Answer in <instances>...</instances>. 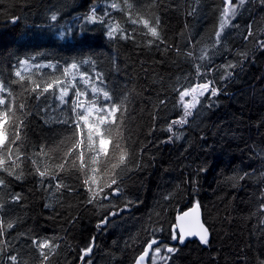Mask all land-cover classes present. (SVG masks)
Segmentation results:
<instances>
[{"label": "trees", "instance_id": "1", "mask_svg": "<svg viewBox=\"0 0 264 264\" xmlns=\"http://www.w3.org/2000/svg\"><path fill=\"white\" fill-rule=\"evenodd\" d=\"M132 2L138 9H146L150 0ZM220 2L156 0L151 11L160 18L166 43L151 48L145 46L147 38L140 32L134 34V40H109L99 24L87 25L91 31L80 43L55 38L18 39L21 35L51 36L60 26L87 13L92 5L102 13L107 0H4L0 4V78L9 81L16 103L25 105L24 114L17 113L24 120L18 143L22 151L38 160L37 153L43 147L48 155L41 166L55 176L45 180L49 186H41L40 178L29 174L32 165L27 161L23 179L5 175L8 188L0 191V199L2 192L5 201L9 193H19L23 198L19 204L8 205L3 213L6 222L16 221L13 229L5 227V239L12 244L10 251L19 252L28 264H40L31 238H51L59 247L47 264H80V249L94 238L92 264H133L145 241L155 235L179 249L169 264H257V257L264 256V217L257 214L259 195L264 191V51L255 47L254 39L246 42L241 35L252 23L256 35L264 38V6L258 0L249 3L251 9L241 12L245 7L233 21L238 27L226 28L221 46L212 49ZM193 8L195 14L188 15ZM53 12L58 13L55 27L49 19ZM112 15L126 29L134 27L124 23L121 13ZM12 16L19 19L13 23ZM202 49H208L214 68L227 60H239L237 52L247 51L250 58L230 81H221V73L212 72L209 78H216L217 86H224L226 94L214 98L217 103L212 108L207 107V97L202 98L189 123L176 126L173 135L167 131L168 124L181 115L175 90L194 79L195 61L186 52L199 55ZM32 55L41 62L59 60L61 64L92 58L116 98L128 94L127 111L116 114L118 127L112 136L132 154L131 163L140 162L139 168L129 171L120 165L119 151L111 149V159L96 165L95 184L90 173L72 158H67L62 170L57 167L73 144L71 128L57 122L63 110L56 108L55 116L51 113L59 101L49 94L37 99L39 92L30 91L32 85L27 81L29 90L20 83H10L8 65L17 57ZM58 76L59 71L45 68L33 79L39 82ZM67 99L71 103V92ZM162 100L165 103L161 104ZM49 102L54 105L48 106ZM244 173L250 175L240 179ZM113 179L117 184L109 187ZM86 180L89 184L84 183ZM57 183L66 187L57 189ZM90 185L92 192L88 191ZM117 186L121 188L118 197H111V203L102 199ZM93 195L95 202L88 203ZM196 202L209 228V244L198 240L178 244L171 239L172 226L178 214ZM113 205L124 210L107 226L98 228L108 211L114 210ZM151 229L162 231L152 233Z\"/></svg>", "mask_w": 264, "mask_h": 264}, {"label": "snow or ice", "instance_id": "2", "mask_svg": "<svg viewBox=\"0 0 264 264\" xmlns=\"http://www.w3.org/2000/svg\"><path fill=\"white\" fill-rule=\"evenodd\" d=\"M199 2V0H197ZM253 0H221L218 24L214 32V41L211 45L212 49H217L222 44V36L224 30L228 27L236 28V20L240 11L245 8ZM259 4L264 5V0H258ZM4 0H0L3 4ZM156 0H150L146 9H138L132 0H107L106 7L102 13H98L95 5L90 6L87 13L80 15L72 23L60 26L51 36L40 35H21L18 37L21 41L31 39H58L71 44L72 42L80 43L87 39V32L91 31L87 25L99 24L104 28V36L109 40H134L135 33L140 32L147 39L144 41L146 47L151 48L153 45L159 47L160 44L166 43L161 32V21L158 15H155L151 9L155 6ZM119 12L122 14L124 23L134 27L131 30L122 26L121 22L117 20L112 14ZM196 9L193 8L188 15H194ZM19 17L12 16L11 21L15 23ZM52 26L55 27V22L58 20V13L53 12L50 17ZM244 41L250 38L254 39L255 47L264 51V38H260L253 30V24L249 23L246 30L241 33ZM191 44L192 42L189 41ZM167 50V49H165ZM179 54V49H177ZM216 53L213 52V55ZM236 55L239 60H227L218 68L211 67V57L208 54V49H202L199 55L192 51H187L186 56L194 59V79L187 85L177 88L175 91L178 95L177 106L181 110V115L178 119L172 120L167 127V131L176 135L174 128L176 126L183 127L189 123V118L193 117L194 111L202 104V98L207 97V107L212 108L216 106L217 98L222 92H225V87L217 86L216 78H209L212 72L218 71L221 73L219 79L221 81H230L236 74V69L241 68L243 63L250 58V53L237 52ZM207 61L208 64L203 62ZM9 78L11 84L20 83L26 87L25 82L32 85L30 91L39 92V96L49 94L54 100L59 101L55 108L63 110L64 105H68V110L71 113L69 118L60 119L57 122L68 125L71 128V138L73 144L65 152V159L62 160L57 167L63 169L67 158H72L73 162L79 163V168L85 169L90 173L91 183L95 184V176L97 173L96 165L106 162L111 159L110 149L119 151V163L131 171L133 168H139L140 162L131 163L132 154L126 153L121 148L118 141H115L112 133L118 127L117 113L126 112L128 101V94L123 93L121 98L117 99L113 90L105 79L102 71L96 68V61L92 58L72 59L65 61L63 64L59 60L41 62L36 55L17 57L14 63L8 65ZM50 69L52 72H60V76L44 80L33 79V75L40 73L42 69ZM35 69L36 73L32 70ZM32 73V74H29ZM26 90L27 89L26 87ZM72 94V101L69 103V93ZM226 94V92H225ZM165 101H161V104ZM25 112L24 103H16L9 81L0 78V191L8 188L7 177H12L15 180H21L24 177V163L27 161L32 165L29 174L38 176L41 186L45 185V180L55 176L49 172L47 167H42V159L48 155L43 147L37 153L41 159L33 158L21 150V132L24 127V120L17 115H23ZM178 138V137H177ZM172 139V136L168 138ZM75 152L76 156L72 157ZM131 165V166H129ZM115 167V165H114ZM204 169H201L203 171ZM250 175L244 173L240 179ZM89 184V181H84ZM117 184V180H111V185ZM55 187L61 188L66 185L57 183ZM92 192L91 185L88 188ZM103 191V188H100ZM121 193V188L117 186L112 189L111 193H106L102 199L109 200L111 197ZM170 198L166 196L165 199ZM19 193H9L7 201L0 199V264H28L23 260L19 252H12V244L5 239L7 230L14 228L16 221L11 220L6 222L3 213L6 207L10 204H19L22 200ZM260 204L258 213L264 217V191L259 195ZM88 203L95 202V195L89 196ZM51 207V205H46ZM103 207V205H101ZM128 204L124 205L127 208ZM200 208L199 202H196L194 207L188 212H183L176 218V223L172 226L171 239L178 244H184L188 237L195 236L203 245L209 244V229L200 221L197 216L195 227H186L184 218L188 217L190 212H197ZM114 210L108 213L101 219L97 225L98 228L107 226L112 217L119 216L124 210L118 206L113 205ZM264 224V219L261 220ZM162 231V229H151L152 233ZM95 246L94 238L86 247L80 249L78 260L80 264H92L91 254ZM31 247L34 248L41 260L40 264H47L50 260V255L55 254L59 244L55 243L51 238H40L34 236L31 238ZM179 249L174 246H169L163 241L158 240L155 235H151L145 241V246L141 252L134 258L133 264H169L172 257ZM6 257V259H5ZM257 264H264V256L257 257Z\"/></svg>", "mask_w": 264, "mask_h": 264}, {"label": "water", "instance_id": "3", "mask_svg": "<svg viewBox=\"0 0 264 264\" xmlns=\"http://www.w3.org/2000/svg\"><path fill=\"white\" fill-rule=\"evenodd\" d=\"M119 195H120V194H118V195H113V197H118ZM193 207H194V206L190 207V209H192ZM190 209H189L188 211H190ZM188 211H186V212H188ZM180 214H182V213H180ZM180 214H178V215H180ZM197 216L199 217L200 221L203 222V223L205 224V221H203V219H202V216H203V209H201V206H200V208L198 209L197 212H190L189 216L184 218L185 226H186V227H189V226H191V227H195V222H196V218H197ZM205 227H207L206 224H205ZM207 228H208V227H207ZM208 229H209V228H208ZM209 233H210V232H209ZM209 238H210V234H209ZM191 240H199V239H198L197 237H195V236L188 237V238L185 240V243H186V242H189V241H191ZM185 243H184V244H185Z\"/></svg>", "mask_w": 264, "mask_h": 264}, {"label": "rangeland", "instance_id": "4", "mask_svg": "<svg viewBox=\"0 0 264 264\" xmlns=\"http://www.w3.org/2000/svg\"><path fill=\"white\" fill-rule=\"evenodd\" d=\"M67 99V98H66ZM48 106L49 105H54V103L53 102H49V104H47ZM55 106V105H54ZM64 107V109H63V113H61V119H65V118H69L70 117V115H69V113H68V110H67V108H66V106L64 105L63 106ZM56 111V108H53V107H51V113H52V115H54V112ZM55 116V115H54ZM4 192H2V199L4 200ZM5 201V200H4Z\"/></svg>", "mask_w": 264, "mask_h": 264}, {"label": "flooded vegetation", "instance_id": "5", "mask_svg": "<svg viewBox=\"0 0 264 264\" xmlns=\"http://www.w3.org/2000/svg\"><path fill=\"white\" fill-rule=\"evenodd\" d=\"M262 6H264V5H262ZM245 7H246V8H245L243 11H241V12H244V11H248V10H250L252 6L249 5V4H247ZM241 12H240V13H241Z\"/></svg>", "mask_w": 264, "mask_h": 264}, {"label": "bare ground", "instance_id": "6", "mask_svg": "<svg viewBox=\"0 0 264 264\" xmlns=\"http://www.w3.org/2000/svg\"><path fill=\"white\" fill-rule=\"evenodd\" d=\"M192 5V4H191ZM213 63V62H212ZM219 63V62H218ZM180 214V213H179Z\"/></svg>", "mask_w": 264, "mask_h": 264}]
</instances>
